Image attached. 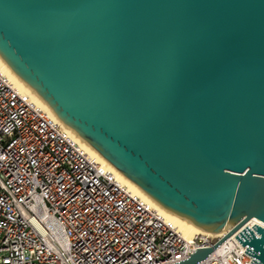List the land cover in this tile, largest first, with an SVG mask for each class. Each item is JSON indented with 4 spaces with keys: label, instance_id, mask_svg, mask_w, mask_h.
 Segmentation results:
<instances>
[{
    "label": "water",
    "instance_id": "water-1",
    "mask_svg": "<svg viewBox=\"0 0 264 264\" xmlns=\"http://www.w3.org/2000/svg\"><path fill=\"white\" fill-rule=\"evenodd\" d=\"M0 58L165 210L264 225V0H0ZM235 238L264 264V228Z\"/></svg>",
    "mask_w": 264,
    "mask_h": 264
},
{
    "label": "built area",
    "instance_id": "built-area-1",
    "mask_svg": "<svg viewBox=\"0 0 264 264\" xmlns=\"http://www.w3.org/2000/svg\"><path fill=\"white\" fill-rule=\"evenodd\" d=\"M254 224L198 264H251ZM227 232L185 239L0 70V264H176Z\"/></svg>",
    "mask_w": 264,
    "mask_h": 264
},
{
    "label": "bare ground",
    "instance_id": "bare-ground-1",
    "mask_svg": "<svg viewBox=\"0 0 264 264\" xmlns=\"http://www.w3.org/2000/svg\"><path fill=\"white\" fill-rule=\"evenodd\" d=\"M0 70L1 72L8 78L11 84L19 90L21 93L28 94L41 108H43L48 115L54 119L55 121L62 124L58 118L55 116L51 108L44 102L31 88H29L14 72L10 69V67L0 58ZM65 130L70 134V136L74 139V141L84 150L86 154L95 158L103 165H105L108 169H110L116 176L117 180L128 188L130 192L139 196L144 201L149 203L153 208H155L160 216L164 218L166 221L171 222L174 227L180 232L185 239H190L194 234H213L214 232L200 230L192 225H190L187 221L180 218L179 216L165 210L159 204H157L154 200L148 197L138 186H136L133 182L125 178L122 174H120L113 166H111L96 150H94L88 143L82 140L75 132H73L70 128L62 124ZM256 220H252L254 222ZM263 228L264 225L260 224Z\"/></svg>",
    "mask_w": 264,
    "mask_h": 264
}]
</instances>
